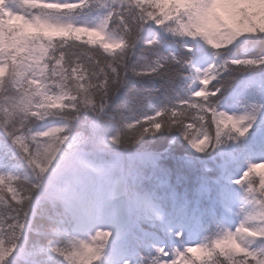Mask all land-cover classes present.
I'll list each match as a JSON object with an SVG mask.
<instances>
[{
  "label": "snow or ice",
  "instance_id": "6c2138e0",
  "mask_svg": "<svg viewBox=\"0 0 264 264\" xmlns=\"http://www.w3.org/2000/svg\"><path fill=\"white\" fill-rule=\"evenodd\" d=\"M0 264H264V0H0Z\"/></svg>",
  "mask_w": 264,
  "mask_h": 264
}]
</instances>
